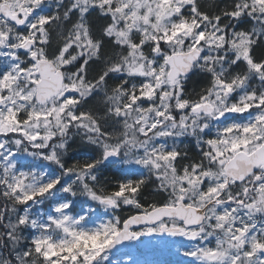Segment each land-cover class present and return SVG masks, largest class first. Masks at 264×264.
Segmentation results:
<instances>
[{"label":"snow or ice","instance_id":"snow-or-ice-1","mask_svg":"<svg viewBox=\"0 0 264 264\" xmlns=\"http://www.w3.org/2000/svg\"><path fill=\"white\" fill-rule=\"evenodd\" d=\"M0 264H264V0H0Z\"/></svg>","mask_w":264,"mask_h":264},{"label":"rangeland","instance_id":"rangeland-1","mask_svg":"<svg viewBox=\"0 0 264 264\" xmlns=\"http://www.w3.org/2000/svg\"><path fill=\"white\" fill-rule=\"evenodd\" d=\"M151 243L155 244V243H156V241H152Z\"/></svg>","mask_w":264,"mask_h":264}]
</instances>
